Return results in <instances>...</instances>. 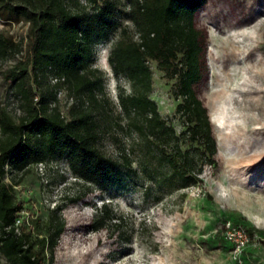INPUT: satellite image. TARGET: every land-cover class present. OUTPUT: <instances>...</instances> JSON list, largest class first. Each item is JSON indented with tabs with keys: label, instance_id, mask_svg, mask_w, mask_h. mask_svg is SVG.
<instances>
[{
	"label": "rangeland",
	"instance_id": "rangeland-1",
	"mask_svg": "<svg viewBox=\"0 0 264 264\" xmlns=\"http://www.w3.org/2000/svg\"><path fill=\"white\" fill-rule=\"evenodd\" d=\"M114 1L128 11L125 0ZM76 3L68 0L73 10L88 6L85 0ZM243 16L249 19L238 21ZM124 19L110 40L92 47L93 67L104 74L108 99V105L99 108L105 113L99 147L119 160L124 152L132 155L134 134L126 127L117 98L121 88L128 93L130 87L123 77L114 76L107 57L111 41L136 39L133 25ZM193 24L203 39V77L194 91L208 112L217 167L205 165L198 182L185 187H178L155 162L143 163L153 179L133 162L101 187L87 183V195L62 208L64 229L51 264H264V0H206L195 11ZM26 26L23 20L0 17V30L15 41ZM25 56L22 48L0 58V106L13 116L20 115V109L6 70ZM149 64V96L160 114L181 130L174 114L176 78L167 77L154 61ZM60 89L58 104L65 114L73 98ZM5 169V181L23 201L25 213L18 217L39 219L33 230L39 236L52 206L64 194L72 197L83 188L69 175L64 160H46L41 172L36 164L17 170L8 163ZM103 203L114 219L93 230V217ZM239 233L247 240L236 248ZM0 264H7L1 255Z\"/></svg>",
	"mask_w": 264,
	"mask_h": 264
},
{
	"label": "trees",
	"instance_id": "trees-1",
	"mask_svg": "<svg viewBox=\"0 0 264 264\" xmlns=\"http://www.w3.org/2000/svg\"><path fill=\"white\" fill-rule=\"evenodd\" d=\"M71 1L77 4L79 0ZM85 1L89 7L73 10L68 0H0L2 19L27 23L25 34L16 41L0 30V58L22 48L26 54L6 70L20 115L13 116L0 106V255L7 264L52 263L64 229L62 208L85 197L90 189L87 183L101 187L121 168H132L133 162L153 179L151 169L144 165L155 162L178 187H185L198 182L205 165L217 167L208 112L194 91L203 77V39L193 15L206 0H125V13L114 0ZM121 18L131 22L137 36L111 41L107 57L114 76L123 77L130 87L128 93L121 88L117 98L126 127L134 134L132 155L124 152L119 160L106 156L99 147L105 115L99 108L107 106L108 99L104 74L93 67L92 47L110 40L120 29ZM242 19L249 18L238 21ZM151 61L167 77L176 78L174 114L181 130L160 114L149 96ZM52 76L62 79L50 85ZM62 87L73 98L65 114L56 98L57 88ZM49 159L64 160L83 188L72 197L64 194L52 206L41 236L33 232L36 218L23 219L15 230L24 207L13 185L5 181V167L9 163L25 170ZM112 216L103 203L91 228L106 226Z\"/></svg>",
	"mask_w": 264,
	"mask_h": 264
},
{
	"label": "built area",
	"instance_id": "built-area-1",
	"mask_svg": "<svg viewBox=\"0 0 264 264\" xmlns=\"http://www.w3.org/2000/svg\"><path fill=\"white\" fill-rule=\"evenodd\" d=\"M60 79H62V78H60ZM60 79H59L58 77H55V76L50 77V81H51L53 84L57 83ZM60 94H61V89H60V88H57V90H56V98H57V100H58ZM43 166H44V163L39 162V163L36 164V169H37L39 172H41V171L43 170ZM69 175L72 176L70 173H69ZM72 178L75 179L73 176H72ZM20 213H25V211L22 210ZM22 220H23V219H22L21 217H18V218L16 219L15 224H14V226H15V230L18 229V226L20 225V223L22 222ZM26 220H27V219H26ZM238 236H239V237H238L237 239L234 240V243H235L236 248H239V247H240V246H241V245L247 240V236H246L245 234H241V233H239Z\"/></svg>",
	"mask_w": 264,
	"mask_h": 264
}]
</instances>
